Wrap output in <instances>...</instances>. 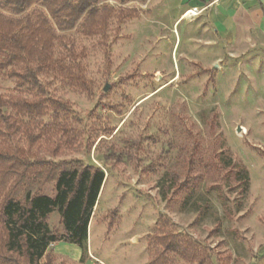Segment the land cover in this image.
<instances>
[{"label": "rangeland", "instance_id": "374dc122", "mask_svg": "<svg viewBox=\"0 0 264 264\" xmlns=\"http://www.w3.org/2000/svg\"><path fill=\"white\" fill-rule=\"evenodd\" d=\"M82 1L19 15L0 3L6 19L41 24L54 66L38 85L11 76L23 64L0 70V151L104 173L85 249L50 245L39 264H264V47L234 54L163 0H87L73 23ZM10 168L0 161V201L54 195L55 176ZM47 224L63 234L57 213ZM175 243L182 254L164 250Z\"/></svg>", "mask_w": 264, "mask_h": 264}, {"label": "trees", "instance_id": "16d2710c", "mask_svg": "<svg viewBox=\"0 0 264 264\" xmlns=\"http://www.w3.org/2000/svg\"><path fill=\"white\" fill-rule=\"evenodd\" d=\"M33 1L0 0V3L3 2L14 15H19ZM90 8L87 0L79 2L71 9L72 22L77 21ZM95 12L91 9L88 13L92 15ZM49 40L41 29V24L36 27L22 26L21 21L9 20L0 14V55L6 56L0 62V70L7 65L23 64V73H13L11 76L18 78L20 83L38 85L39 74L54 68L48 53ZM41 41L42 48L37 50ZM7 103L0 97V110ZM13 106L19 111H32L37 108L20 100H15ZM0 161L11 163L12 168L7 171L8 174L17 176L20 180L32 178L44 184L55 176L52 197L31 195L28 192L22 200L5 195L0 201V264H39L49 246L58 243L74 245L84 250L90 217L104 182V173L99 169L83 167L55 173V167L51 165L41 161H27L20 149L0 151ZM54 213L59 215L62 235H56L48 227L47 219ZM163 240L173 238L164 237ZM164 250L182 254L184 248L175 243L165 245Z\"/></svg>", "mask_w": 264, "mask_h": 264}, {"label": "crops", "instance_id": "0c3cea01", "mask_svg": "<svg viewBox=\"0 0 264 264\" xmlns=\"http://www.w3.org/2000/svg\"><path fill=\"white\" fill-rule=\"evenodd\" d=\"M181 13L180 20L190 11V18L205 22L220 44L248 51L264 47V0H163Z\"/></svg>", "mask_w": 264, "mask_h": 264}, {"label": "bare ground", "instance_id": "6f19581e", "mask_svg": "<svg viewBox=\"0 0 264 264\" xmlns=\"http://www.w3.org/2000/svg\"><path fill=\"white\" fill-rule=\"evenodd\" d=\"M192 16H196V13L194 11L187 12L184 16L183 19L185 18H190Z\"/></svg>", "mask_w": 264, "mask_h": 264}, {"label": "water", "instance_id": "95a60500", "mask_svg": "<svg viewBox=\"0 0 264 264\" xmlns=\"http://www.w3.org/2000/svg\"><path fill=\"white\" fill-rule=\"evenodd\" d=\"M107 89H108V87H106V88L104 89V91H107Z\"/></svg>", "mask_w": 264, "mask_h": 264}]
</instances>
